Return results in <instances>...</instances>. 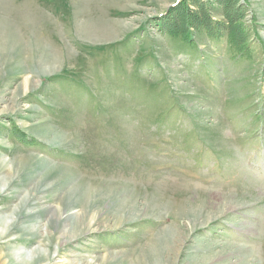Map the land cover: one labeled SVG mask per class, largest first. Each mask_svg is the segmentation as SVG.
I'll return each instance as SVG.
<instances>
[{
  "label": "rangeland",
  "instance_id": "rangeland-1",
  "mask_svg": "<svg viewBox=\"0 0 264 264\" xmlns=\"http://www.w3.org/2000/svg\"><path fill=\"white\" fill-rule=\"evenodd\" d=\"M0 264H264V0H0Z\"/></svg>",
  "mask_w": 264,
  "mask_h": 264
},
{
  "label": "bare ground",
  "instance_id": "bare-ground-1",
  "mask_svg": "<svg viewBox=\"0 0 264 264\" xmlns=\"http://www.w3.org/2000/svg\"><path fill=\"white\" fill-rule=\"evenodd\" d=\"M28 16H29V15H28ZM28 16H27V17H28ZM24 18H25V17H24ZM29 19H30V18H29ZM230 208H231V207H230ZM234 208H235V207H234ZM227 209H228V208H227ZM230 210H231V209H230Z\"/></svg>",
  "mask_w": 264,
  "mask_h": 264
},
{
  "label": "trees",
  "instance_id": "trees-1",
  "mask_svg": "<svg viewBox=\"0 0 264 264\" xmlns=\"http://www.w3.org/2000/svg\"><path fill=\"white\" fill-rule=\"evenodd\" d=\"M206 21V20H205Z\"/></svg>",
  "mask_w": 264,
  "mask_h": 264
}]
</instances>
